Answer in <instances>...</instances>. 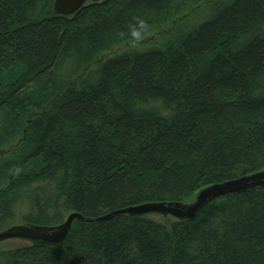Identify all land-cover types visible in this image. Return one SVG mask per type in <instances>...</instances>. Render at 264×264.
Listing matches in <instances>:
<instances>
[{
  "label": "trees",
  "instance_id": "trees-1",
  "mask_svg": "<svg viewBox=\"0 0 264 264\" xmlns=\"http://www.w3.org/2000/svg\"><path fill=\"white\" fill-rule=\"evenodd\" d=\"M53 2L0 0V229L188 203L264 169V0ZM0 264H264V187L192 221H75Z\"/></svg>",
  "mask_w": 264,
  "mask_h": 264
},
{
  "label": "water",
  "instance_id": "water-1",
  "mask_svg": "<svg viewBox=\"0 0 264 264\" xmlns=\"http://www.w3.org/2000/svg\"><path fill=\"white\" fill-rule=\"evenodd\" d=\"M87 0H54L53 13L71 17L85 7ZM264 187V169L237 179L208 185L200 189L191 202H148L120 208L95 219L72 212L64 221L54 226L17 224L0 231V244L10 240H22L48 248L61 247L68 239L75 221L101 222L118 216L171 218L176 221H192L199 211L211 202Z\"/></svg>",
  "mask_w": 264,
  "mask_h": 264
},
{
  "label": "rangeland",
  "instance_id": "rangeland-1",
  "mask_svg": "<svg viewBox=\"0 0 264 264\" xmlns=\"http://www.w3.org/2000/svg\"><path fill=\"white\" fill-rule=\"evenodd\" d=\"M89 3V0L86 2V5ZM141 47L140 43H127V44H124L123 46L115 49V51L111 52V53H108V54H104L102 56H100V59L102 61H105L106 59L116 55V54H121V53H126V52H130L134 49H139ZM3 154L0 153V156H2ZM66 218V216H65ZM17 224H21L20 222L18 221H15L12 225L10 226H13V225H17ZM6 229L7 226H4ZM9 227V226H8ZM2 229H0L1 231ZM26 245H29L28 242H25V241H22V240H10V241H7V242H4L2 244H0V253L1 252H5V251H8V250H12V249H16V248H20V247H23V246H26Z\"/></svg>",
  "mask_w": 264,
  "mask_h": 264
},
{
  "label": "clouds",
  "instance_id": "clouds-1",
  "mask_svg": "<svg viewBox=\"0 0 264 264\" xmlns=\"http://www.w3.org/2000/svg\"><path fill=\"white\" fill-rule=\"evenodd\" d=\"M140 27H141L143 32H147V30H148L147 25L141 23ZM132 35L134 37H136L137 39H141L142 33L141 32H133Z\"/></svg>",
  "mask_w": 264,
  "mask_h": 264
}]
</instances>
